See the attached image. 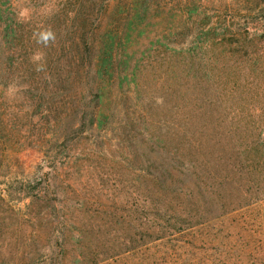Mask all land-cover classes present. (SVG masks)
Returning <instances> with one entry per match:
<instances>
[{
	"label": "rangeland",
	"instance_id": "374dc122",
	"mask_svg": "<svg viewBox=\"0 0 264 264\" xmlns=\"http://www.w3.org/2000/svg\"><path fill=\"white\" fill-rule=\"evenodd\" d=\"M15 1L0 264H264V119L230 112L219 80L264 63V6ZM199 78L226 103H202ZM256 99L243 110L264 108Z\"/></svg>",
	"mask_w": 264,
	"mask_h": 264
},
{
	"label": "trees",
	"instance_id": "16d2710c",
	"mask_svg": "<svg viewBox=\"0 0 264 264\" xmlns=\"http://www.w3.org/2000/svg\"><path fill=\"white\" fill-rule=\"evenodd\" d=\"M258 1L264 6V0ZM15 4V0H0V73L2 70H4V58L8 59V57L11 55L14 56L18 50V47H21L22 45L19 42V37H17V28L19 25H22L23 22H25V18L21 16L16 10ZM240 48L245 49L244 46H240ZM236 63V73H233V75L230 73L226 75L222 74L223 78H218L219 80H223L226 85H229V89H227L226 92L230 99V103L234 101L237 104L236 107H229V110H231L230 112H234V114H239L240 116H242V114L243 116L246 115L248 119L256 118V123L259 125L264 119V108L246 106L245 110H243V107L244 104H246V102H248L250 99L253 98L257 100L256 98L258 95L264 94L260 90H264V63H261L259 60L253 58H245L244 60L237 61ZM212 84L213 81H208V79L206 83H204L201 78H199V81H197V88L202 91L199 95L203 96L201 102L210 105L214 104V102L217 105L225 104L226 102H224V99L219 100L218 98H214V100H212L205 97L206 95H209L211 98L213 97L208 91H205L208 88L207 85ZM260 127L261 132L259 134V142L256 144L257 148L254 147L255 149L253 152L259 153L260 151V154H263L264 124H262ZM257 167L261 168L259 163L257 164ZM261 200H264V194H261V196L257 198V201Z\"/></svg>",
	"mask_w": 264,
	"mask_h": 264
},
{
	"label": "clouds",
	"instance_id": "9594fccd",
	"mask_svg": "<svg viewBox=\"0 0 264 264\" xmlns=\"http://www.w3.org/2000/svg\"><path fill=\"white\" fill-rule=\"evenodd\" d=\"M48 37H43V39L46 41Z\"/></svg>",
	"mask_w": 264,
	"mask_h": 264
}]
</instances>
